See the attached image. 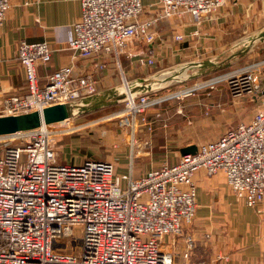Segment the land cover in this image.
Instances as JSON below:
<instances>
[{
	"label": "built area",
	"instance_id": "obj_1",
	"mask_svg": "<svg viewBox=\"0 0 264 264\" xmlns=\"http://www.w3.org/2000/svg\"><path fill=\"white\" fill-rule=\"evenodd\" d=\"M12 1L0 0V29ZM230 1L159 0L149 16L142 0H82L81 17L67 47L73 54L72 64L51 74L40 86L37 64L48 66L52 50L47 41H23L18 60L25 71L28 93L4 100L0 116L42 112L57 105H68L77 113L79 104L100 94L95 76L107 68L99 62L93 68L85 65L81 71L79 61L110 56L120 66L125 50L139 42L148 48L136 58V66L153 68V46L161 23L185 16L202 22ZM175 40L183 42L185 37L177 35ZM2 58L0 40V62ZM200 64L193 66L198 72ZM177 70H168L171 80L160 86L135 84L123 75L125 94H119V88L116 93L124 95L127 106L115 117L128 131L132 157L141 144L139 135L146 131L149 144L154 123L162 121L160 112L151 120L150 110L183 100L204 87L214 88L227 81L237 97L262 95L259 108L250 121L229 128L218 140L200 145L195 153L182 155L176 165L151 167L139 177L134 176L133 159L123 173L110 161L60 163L56 139L71 132L72 117L64 121V130L43 125L0 136V264H175V254L162 246L165 237H184L183 257L189 259L194 241L184 236V229L196 217L195 177L200 172L210 177L225 174L234 196L262 213L264 60L190 87L184 86L187 79L179 78L183 69ZM174 85L182 86L170 89ZM163 89H168L167 93L158 95Z\"/></svg>",
	"mask_w": 264,
	"mask_h": 264
},
{
	"label": "crops",
	"instance_id": "obj_2",
	"mask_svg": "<svg viewBox=\"0 0 264 264\" xmlns=\"http://www.w3.org/2000/svg\"><path fill=\"white\" fill-rule=\"evenodd\" d=\"M158 2L142 0L147 15H152L151 7L156 8ZM81 13L82 0L12 1L0 29L3 57L0 62V106L6 99L23 97L28 93L25 71L18 60L19 46L23 41L30 44L47 41L52 50L48 66L37 64L40 86L47 83L51 74L72 64L73 54L67 47L74 38V24L80 20ZM263 19L264 0H232L214 16L202 22H196L191 16L165 21L156 30L154 68H181L183 73L180 72L179 78H186V71L198 63H228L226 67H230L248 58L256 62L264 50H254L257 42H254L250 50L247 45L264 31ZM177 35L184 36L185 40L177 42ZM147 48L143 43L132 42L122 55L120 66L110 56L85 63L79 61L81 71L85 65L93 68L99 62L107 64V68L95 76L99 81L100 94L92 98L90 105L95 107L101 100L109 103L114 99L113 92L119 88L123 75L130 76L131 71L135 70L136 58L146 54ZM204 70L211 71L213 68L205 67ZM170 76L169 72L160 75L158 83L152 86L163 85ZM119 94H124L123 89H120ZM154 116L152 114L150 118ZM158 123L154 124L155 132L161 126ZM143 134L148 135L147 132ZM202 144L193 141L179 147L177 154L164 153L159 165L153 168L158 169L165 163L176 165L184 152L196 150ZM195 182L198 188L197 213L194 223L184 229V236L194 241L189 259L183 257L186 250L184 237H165L162 240V246L175 254V264H264V204L260 206L262 213L247 207L229 190L223 173L209 177L205 172H200Z\"/></svg>",
	"mask_w": 264,
	"mask_h": 264
},
{
	"label": "rangeland",
	"instance_id": "obj_3",
	"mask_svg": "<svg viewBox=\"0 0 264 264\" xmlns=\"http://www.w3.org/2000/svg\"><path fill=\"white\" fill-rule=\"evenodd\" d=\"M256 42L254 50H264V40ZM248 49L250 50L252 47L249 46ZM262 53L259 60L264 59V51ZM254 62L253 59L248 58L230 67H226L228 63H224L220 68L211 71L187 70V77L184 78L187 79V82L184 86L190 87L196 82H207L220 76L232 75ZM152 69L136 66L130 76L125 77L128 81L143 86L158 83L157 80L161 73L169 72L154 67ZM203 71L206 74H202ZM179 72L183 73V70ZM195 74L199 76L196 79L191 78ZM148 77H150L149 80H146ZM140 79H144L146 82H142ZM180 86L174 85L170 89H178ZM121 88L122 81L119 84L118 93ZM114 91L117 92V90ZM167 91L168 89L158 91V95L166 94ZM261 96L259 95L257 98L249 95L237 97L232 93L228 82L223 81L215 85L214 88L204 87L183 100H171L161 107H157L156 110L152 109L148 112L149 116L157 112L162 114V121L158 123L161 126L156 132L155 129L153 130L149 144H146L145 141L149 135L143 134L146 131L139 135L141 144L139 142L140 145L135 149V155L132 157L128 131L122 128L121 121L115 117L116 113L123 111L127 106L124 95H121L118 97V103H114L116 98L111 99L109 105L101 107L97 111L82 113L80 110H75L77 113L73 114L69 123L71 132L56 139L55 149L58 152L60 163L78 164V162L81 163L87 159L110 161L116 165L120 173L129 170L133 159L134 176L138 177L151 167L158 166L164 153L177 154L179 147L193 141L207 143L213 138H219L228 128L248 122L258 110ZM82 106H84V102L79 104L78 109ZM66 126L67 124L62 122L54 124L52 129L55 131L64 130Z\"/></svg>",
	"mask_w": 264,
	"mask_h": 264
},
{
	"label": "water",
	"instance_id": "obj_4",
	"mask_svg": "<svg viewBox=\"0 0 264 264\" xmlns=\"http://www.w3.org/2000/svg\"><path fill=\"white\" fill-rule=\"evenodd\" d=\"M257 40H264V31L261 32L258 37L251 43L249 46H253L254 42ZM248 46V47H249ZM197 66L198 64H194ZM201 69H204L205 67H211L213 69L220 68L222 65L214 63V62H205L201 63L200 65ZM202 74H206V72L203 71ZM197 76H193L191 78L196 79ZM113 97L117 100L114 103L119 102V96L116 92H113ZM93 99H88L84 101V106L80 107L78 110L82 113H88L91 111H97L101 107L109 105L106 101L101 100L97 106L93 107L90 105L91 101ZM73 115V108L68 105H57L50 108H47L43 110L42 112H33L29 114H24L21 116H0V136H8L13 135L20 132H27L32 131L35 129H38L42 127L43 125H54L58 123H62L68 119H70ZM197 150V149H196ZM196 150H187L184 152L183 155L186 154H193L196 152Z\"/></svg>",
	"mask_w": 264,
	"mask_h": 264
},
{
	"label": "bare ground",
	"instance_id": "obj_5",
	"mask_svg": "<svg viewBox=\"0 0 264 264\" xmlns=\"http://www.w3.org/2000/svg\"><path fill=\"white\" fill-rule=\"evenodd\" d=\"M125 89H123V92H124V94H125V91H124Z\"/></svg>",
	"mask_w": 264,
	"mask_h": 264
}]
</instances>
